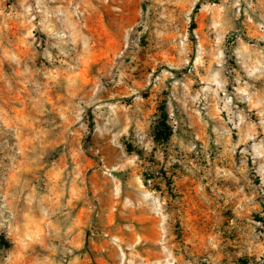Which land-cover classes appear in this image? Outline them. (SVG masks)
Listing matches in <instances>:
<instances>
[{"label": "rangeland", "instance_id": "obj_1", "mask_svg": "<svg viewBox=\"0 0 264 264\" xmlns=\"http://www.w3.org/2000/svg\"><path fill=\"white\" fill-rule=\"evenodd\" d=\"M0 264H264V0H0Z\"/></svg>", "mask_w": 264, "mask_h": 264}, {"label": "trees", "instance_id": "obj_2", "mask_svg": "<svg viewBox=\"0 0 264 264\" xmlns=\"http://www.w3.org/2000/svg\"><path fill=\"white\" fill-rule=\"evenodd\" d=\"M198 8V6H196ZM194 23L191 21L190 23V31L194 29ZM171 135V128L168 125L167 114L164 110V107H160V120L158 121L157 125L155 126V133L154 139L155 141H159L162 143H166Z\"/></svg>", "mask_w": 264, "mask_h": 264}]
</instances>
